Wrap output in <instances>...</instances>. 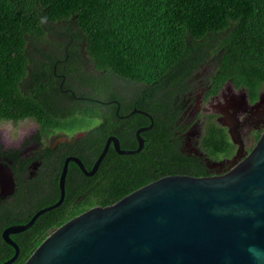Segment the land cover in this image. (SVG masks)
I'll return each mask as SVG.
<instances>
[{"label": "trees", "instance_id": "trees-1", "mask_svg": "<svg viewBox=\"0 0 264 264\" xmlns=\"http://www.w3.org/2000/svg\"><path fill=\"white\" fill-rule=\"evenodd\" d=\"M225 30L230 32L207 47L211 52L221 49L217 68L226 69L223 78L252 93L264 82V0H0V123L30 119L46 129H90L98 150L110 133L112 112L102 113L97 103L87 99L62 97L56 84L51 87L50 43L42 37L81 38L78 52L92 67L70 70L82 80L75 95L108 97L112 80L151 84L171 74L181 53L202 48L199 39L219 32L221 37ZM153 107L141 108L152 113ZM172 120L169 115L164 127L155 120L137 153L107 152L94 195L73 206L72 198L65 196L59 206L39 215L19 233L18 255L10 264H21L55 227L90 207L111 204L162 176H203L200 159L168 147ZM209 126L200 145L215 157L227 151L230 142L214 123ZM50 203L32 204L20 196L15 210L3 206L0 215L13 213L11 223H25L35 210ZM12 253L6 251L5 258Z\"/></svg>", "mask_w": 264, "mask_h": 264}, {"label": "flooded vegetation", "instance_id": "flooded-vegetation-1", "mask_svg": "<svg viewBox=\"0 0 264 264\" xmlns=\"http://www.w3.org/2000/svg\"><path fill=\"white\" fill-rule=\"evenodd\" d=\"M229 32L225 30L221 37L219 32L199 39L197 43L202 48L196 52L181 53L172 65L171 74L151 84L119 78L112 80L108 97L75 95V89L82 86V80L70 70H82L84 65L92 67V63L86 62L84 54L78 52L82 49L81 38L57 35L42 39L50 43L47 49L52 59L51 87L56 84L62 97L87 99L97 103L102 113H113L108 123L110 133L104 137L100 150L108 136L118 139L120 149H135L138 143L136 130L151 125L140 133L143 149L147 140L143 134L152 128L155 120L164 127L171 115L173 120L168 130L171 132L168 147L179 148L180 151L181 143L189 140V150L182 153L200 159L204 167L203 176H213L224 174L240 162L252 150L264 129V82L251 93L245 86L234 84L231 78H223L226 69L217 68L221 49L211 52L207 47ZM151 104L154 105L152 113L141 108ZM135 109L146 111L152 121L138 112H132ZM30 121L33 122L30 126L16 129V133L9 134L5 128H0V166L10 171L13 182V190L8 194L0 186V211L8 205L15 210L14 205L20 196L32 204L54 203L58 199V179L66 159L69 160L64 197L72 198V206L84 203L89 194L94 195L98 189L103 173L101 161L92 174H86L91 171L100 152L96 134L89 133L90 129H46ZM4 123L15 129L18 122ZM210 123H214L230 142L228 150L216 153L215 157L209 156L200 145ZM109 151L118 154L112 143L106 153ZM12 214L4 218L0 215V260L4 258L3 261L10 257L5 258L6 251L13 250L1 237L3 229L14 224L10 219ZM19 233L9 235L16 244V240L21 238ZM27 241L24 239V242Z\"/></svg>", "mask_w": 264, "mask_h": 264}, {"label": "water", "instance_id": "water-1", "mask_svg": "<svg viewBox=\"0 0 264 264\" xmlns=\"http://www.w3.org/2000/svg\"><path fill=\"white\" fill-rule=\"evenodd\" d=\"M132 112L152 121L146 111ZM150 127L136 130L135 149H120L118 139L108 136L86 174L97 169L110 143L120 155L137 153L140 133ZM68 160L59 175L58 199L25 223L3 229L13 254L0 264L17 258L10 234L62 203ZM0 186L5 194L13 190L3 166ZM21 264H264V129L252 150L224 174L166 175L111 204L90 207L55 227Z\"/></svg>", "mask_w": 264, "mask_h": 264}, {"label": "rangeland", "instance_id": "rangeland-1", "mask_svg": "<svg viewBox=\"0 0 264 264\" xmlns=\"http://www.w3.org/2000/svg\"><path fill=\"white\" fill-rule=\"evenodd\" d=\"M33 122L30 121V120H22V121H19L16 125V128H12L9 123H0V128L3 129L5 128V130L8 131V133H16V129L20 130L22 127L23 128H27L28 126H30V124H32ZM189 146H191V142L189 140H184L182 143H181V149L180 151L181 152H187V150H189Z\"/></svg>", "mask_w": 264, "mask_h": 264}]
</instances>
